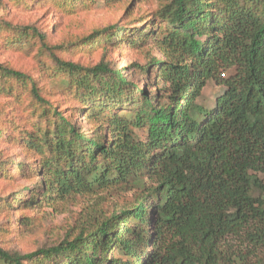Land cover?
Returning <instances> with one entry per match:
<instances>
[{"label":"trees","instance_id":"obj_1","mask_svg":"<svg viewBox=\"0 0 264 264\" xmlns=\"http://www.w3.org/2000/svg\"><path fill=\"white\" fill-rule=\"evenodd\" d=\"M153 18L159 26L138 38L152 37L161 54L142 68L155 95L139 90L134 111L106 116L99 137L77 132L44 84L0 63L1 92L19 84L38 117L57 119L48 137L24 139L27 152L45 147L51 157L40 167L45 203L120 186L136 193L127 209L88 218L57 246L0 248V264H264V0H162ZM20 30L37 37L68 87L93 92L94 82L112 100L134 88L106 62L84 67L54 52L123 39L116 25L59 46ZM209 82L224 88L212 109L196 104Z\"/></svg>","mask_w":264,"mask_h":264},{"label":"rangeland","instance_id":"obj_2","mask_svg":"<svg viewBox=\"0 0 264 264\" xmlns=\"http://www.w3.org/2000/svg\"><path fill=\"white\" fill-rule=\"evenodd\" d=\"M2 2L0 63L25 72L38 80V84H44L46 94L58 106L63 117L69 118L77 132L92 138L99 137L101 133L97 132V126L104 123L106 116L134 111L132 108L140 103L139 90H147L150 97L155 95V89L147 86L148 82L155 84V81L153 77L148 81L142 68L152 58L161 59V54L152 37L138 36L142 32L148 33V28L152 30L159 26L161 22L154 20L153 14L162 0ZM112 25L122 30L123 39L117 40L115 35L106 41V37H103L95 44L72 43L54 52L62 60L84 67H92L103 61L110 68L121 70L134 88L114 100L111 99L112 93L103 91L104 85L94 82L89 83V89H93V92L86 87L77 90L68 87L61 79L65 78L64 75L57 72V66L37 37L27 36L29 31L21 33L20 30L34 28L45 35L44 40L49 46H59L66 44L63 43L66 41L84 38L95 29ZM40 76L42 79H39ZM3 86L5 91H0V131L3 132L0 135L1 249L25 255L57 246L63 240L75 237L88 218L109 216L132 204L136 193L125 186L91 195L71 196L53 204L45 203L40 167L43 160L51 157L45 147L41 149L40 156L27 152L24 139L29 134L41 138L45 128L52 133L53 121L57 119L38 117L36 105L19 84L6 82ZM223 91V87L209 82L196 104L212 109ZM92 96L95 99L90 100ZM94 114L95 120L88 119ZM43 132L48 137L47 132ZM134 133L140 138L143 136L138 130H134Z\"/></svg>","mask_w":264,"mask_h":264},{"label":"built area","instance_id":"obj_3","mask_svg":"<svg viewBox=\"0 0 264 264\" xmlns=\"http://www.w3.org/2000/svg\"><path fill=\"white\" fill-rule=\"evenodd\" d=\"M222 77L224 76V75H221Z\"/></svg>","mask_w":264,"mask_h":264}]
</instances>
